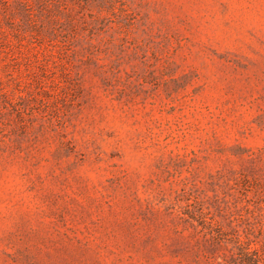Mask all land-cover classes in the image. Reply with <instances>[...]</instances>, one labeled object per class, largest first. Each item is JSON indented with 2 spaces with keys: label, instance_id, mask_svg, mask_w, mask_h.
Segmentation results:
<instances>
[{
  "label": "rangeland",
  "instance_id": "rangeland-1",
  "mask_svg": "<svg viewBox=\"0 0 264 264\" xmlns=\"http://www.w3.org/2000/svg\"><path fill=\"white\" fill-rule=\"evenodd\" d=\"M264 252V0H0V264H235Z\"/></svg>",
  "mask_w": 264,
  "mask_h": 264
},
{
  "label": "trees",
  "instance_id": "trees-1",
  "mask_svg": "<svg viewBox=\"0 0 264 264\" xmlns=\"http://www.w3.org/2000/svg\"><path fill=\"white\" fill-rule=\"evenodd\" d=\"M235 264H264V252L249 245H239Z\"/></svg>",
  "mask_w": 264,
  "mask_h": 264
}]
</instances>
